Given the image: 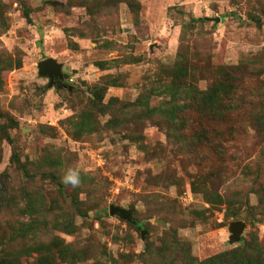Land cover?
Instances as JSON below:
<instances>
[{"label": "rangeland", "instance_id": "rangeland-1", "mask_svg": "<svg viewBox=\"0 0 264 264\" xmlns=\"http://www.w3.org/2000/svg\"><path fill=\"white\" fill-rule=\"evenodd\" d=\"M252 16L264 22V0H0V201L10 203L0 208V258L22 254L19 264H40L39 251L24 253L40 245L53 264H166L159 251L175 241L176 258L204 260L249 242L264 255V133L251 115L264 98V23ZM182 46L199 89L219 79L220 66L251 64L237 106L226 118L188 111L175 129L151 120L119 125L124 103L160 105L156 88L171 82ZM48 58L64 75L53 83L40 71ZM118 76L122 85H109L102 99L107 112L94 110V86ZM88 119L96 126L82 131ZM76 166L81 184L65 185ZM199 177L230 209L194 189ZM29 199L39 214L24 210ZM63 219L71 230L54 228ZM237 220L246 227L232 242Z\"/></svg>", "mask_w": 264, "mask_h": 264}, {"label": "trees", "instance_id": "trees-1", "mask_svg": "<svg viewBox=\"0 0 264 264\" xmlns=\"http://www.w3.org/2000/svg\"><path fill=\"white\" fill-rule=\"evenodd\" d=\"M135 7V5H133ZM29 16V12H27ZM196 21H203V18H195ZM252 21H255L259 26L263 25V20L261 17L252 16ZM99 65L104 68L107 67L108 62H98ZM252 68L251 64L247 61L235 66H220L219 67V79L209 86L207 89H199L197 81L199 80L198 74L195 72L194 67L191 66V61L188 56L187 50L182 46L177 54V58L173 68V76L171 82L160 81L159 86L156 88L160 91L159 94L164 95L159 106H151L150 98H139L137 101L124 103L122 109V114L124 115V122L118 120V124L124 123V126L129 124L140 125L147 120H151L157 125L165 126L168 125L170 129H175L176 118L178 116L186 115L188 111H198L203 116L207 113L213 116H218L221 118L227 117V111H231L237 105L233 103V100L237 98L238 82L241 74H244L248 69ZM260 72L264 71L263 66H257ZM121 77H114L111 80L106 81V84L95 85L92 99V107L98 112L106 113L109 106L102 103V99L105 97L106 90L109 85H122ZM115 100V99H113ZM252 119L254 124L264 133V98L261 100L259 106H255L252 110ZM121 122V123H120ZM96 126V120L91 122V120H86L81 125V130L86 132H91ZM0 130L2 126L0 125ZM9 138V136H7ZM26 175L31 176L26 170ZM50 177L59 183L58 176L55 174H50ZM193 184L196 191L203 192L204 197L211 206L220 207L223 204H227L230 209L232 201L228 200L217 190H213L209 185L202 183L200 177L197 178ZM0 208L9 206V199H3L0 201ZM73 206L78 213L83 214L80 202L74 196L71 199ZM39 206L37 203L28 200L25 211L31 210L33 213L39 214ZM234 216V214H232ZM58 225H54V228L60 227L64 230L72 229V222L68 219H63L58 221ZM41 225L39 219L31 223L30 231H37L36 227ZM143 225L137 222V227L141 228ZM25 231V229H22ZM29 230V229H28ZM57 242L55 245H59ZM174 248H179V243L174 242ZM171 244V243H170ZM36 246L32 250L26 251L24 253L30 254L32 251L36 250L40 252L39 263L40 264H53V260L46 255L47 247ZM148 246V255L155 257L154 251L151 253L152 248ZM167 246V244H166ZM67 248V247H66ZM174 249V250H175ZM68 250V249H66ZM171 246H167L161 249L159 253L162 257L166 259V264H264V255L259 247L253 242L246 243L244 246H238L236 248L226 250L208 257L204 260H196L194 257L190 256L185 252L181 258H176L171 253ZM172 250V251H174ZM65 249L61 250L62 257H65ZM69 252V251H68ZM147 252V251H146ZM144 252V253H146ZM70 253V252H69ZM154 253V254H153ZM22 254L12 255V257L6 255L0 258V264H19L18 260ZM170 255V258L168 257ZM68 260L72 261L71 255ZM99 264V263H97Z\"/></svg>", "mask_w": 264, "mask_h": 264}, {"label": "water", "instance_id": "water-1", "mask_svg": "<svg viewBox=\"0 0 264 264\" xmlns=\"http://www.w3.org/2000/svg\"><path fill=\"white\" fill-rule=\"evenodd\" d=\"M40 71L42 75L49 76L51 78V83L54 82L55 78H63L61 73V66L56 62L54 58H48L40 62ZM111 214H119L127 220H131V212L124 207L111 205L110 206ZM157 222L165 224V220L156 219ZM246 223L244 221H234L230 224L229 230L231 232V241L238 242L242 238V233L244 232Z\"/></svg>", "mask_w": 264, "mask_h": 264}, {"label": "clouds", "instance_id": "clouds-1", "mask_svg": "<svg viewBox=\"0 0 264 264\" xmlns=\"http://www.w3.org/2000/svg\"><path fill=\"white\" fill-rule=\"evenodd\" d=\"M62 182L65 185L78 187L81 184V169L79 166L70 167L62 176Z\"/></svg>", "mask_w": 264, "mask_h": 264}]
</instances>
